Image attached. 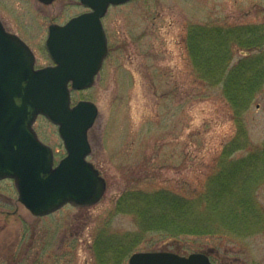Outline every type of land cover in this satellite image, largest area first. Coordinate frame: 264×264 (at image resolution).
<instances>
[{"label": "rangeland", "instance_id": "obj_1", "mask_svg": "<svg viewBox=\"0 0 264 264\" xmlns=\"http://www.w3.org/2000/svg\"><path fill=\"white\" fill-rule=\"evenodd\" d=\"M84 10L79 0H0L1 20L35 50L39 65L49 62V26ZM104 23L110 58L98 84L73 99L99 107L89 160L107 192L96 205L37 217L12 181H0V264H97V255L120 256L105 244L122 246L118 264L151 251L264 264V37L255 47L233 41L217 84L196 70L187 44L193 26L264 36V0H131L112 7ZM232 73L242 83L236 94L227 91ZM34 127L65 154L56 125L41 117ZM222 174L236 191L216 201ZM160 190L191 200L211 232L145 231L131 199L119 208L129 192Z\"/></svg>", "mask_w": 264, "mask_h": 264}, {"label": "water", "instance_id": "obj_2", "mask_svg": "<svg viewBox=\"0 0 264 264\" xmlns=\"http://www.w3.org/2000/svg\"><path fill=\"white\" fill-rule=\"evenodd\" d=\"M52 4L56 0H39ZM131 0H81L92 9L65 25H51L47 48L55 66L35 68V54L0 19V180L13 179L19 201L35 216L66 204L93 206L105 196L106 179L87 157L89 131L99 116L93 101L72 105V90L90 88L108 54L103 17L111 5ZM98 56L99 60H92ZM94 64V65H93ZM72 82V86L69 83ZM42 114L59 126L67 156L54 167L53 149L33 125ZM130 264H213L206 253L137 252Z\"/></svg>", "mask_w": 264, "mask_h": 264}, {"label": "trees", "instance_id": "obj_3", "mask_svg": "<svg viewBox=\"0 0 264 264\" xmlns=\"http://www.w3.org/2000/svg\"><path fill=\"white\" fill-rule=\"evenodd\" d=\"M245 30L241 27L224 34L225 30L217 31L202 26L191 27L187 38L189 53L196 70L198 68L202 73L203 79L214 84L221 82L228 72L227 64L231 59L233 41H239L248 47L261 44L263 35H252L250 32L245 33ZM236 71H238L237 67L235 68ZM232 75L229 78L231 85L226 84L227 91L236 94L242 90V83L239 73L236 75L232 73ZM223 175L218 179V194H213L216 201L222 200L225 194H234L233 192L236 191L235 186H229L231 176L222 177ZM129 193L133 196L125 197L120 202L119 208L122 209L124 204L128 205V201L131 199L133 201L131 208L136 211L135 214L140 220L142 230L165 231L174 236L205 235L211 232L210 225L207 227L203 225V221L199 219L196 206L189 199L180 198L167 190H160L151 194L141 191ZM216 206L218 207V203ZM104 250H112L114 253H118L115 255L120 256L123 253L122 246L116 244H105Z\"/></svg>", "mask_w": 264, "mask_h": 264}, {"label": "flooded vegetation", "instance_id": "obj_4", "mask_svg": "<svg viewBox=\"0 0 264 264\" xmlns=\"http://www.w3.org/2000/svg\"><path fill=\"white\" fill-rule=\"evenodd\" d=\"M39 1V0H38ZM80 1V0H79ZM40 2V1H39ZM42 3V2H41ZM42 4H44V3H42ZM45 5H47V4H45ZM112 7H114L113 5H111L110 7H109V10H108V13H109V11H110V9L112 8ZM84 11L82 12V13H87V12H91V8H89V7H85L84 6ZM82 13H80V14H82ZM107 13V14H108ZM107 14L105 15V17L103 18V24H104V26H105V23H104V19L106 18V16H107ZM79 15V14H78ZM75 17V16H74ZM73 18V17H72ZM72 18H70V19H72ZM69 19V20H70ZM69 20H67L66 22H61V23H59V22H57V23H52L51 25H54V24H58V25H65ZM4 23V22H3ZM5 25V24H4ZM50 25V26H51ZM50 26H49V28H50ZM6 27V26H5ZM7 29V28H6ZM106 29V28H105ZM8 30V29H7ZM9 31V30H8ZM11 32V31H10ZM12 33H14V32H12ZM16 34V33H15ZM18 35V34H17ZM20 36V35H19ZM21 37V36H20ZM48 37H49V29H48V35H47V38H46V40H45V51L47 52V54H48V56H49V62H47V63H44V64H38V58H37V55H36V53H35V50H33L34 51V53H35V58H36V61H35V66H36V68H43V67H47V66H55V65H57V62L50 56V54H49V52H48V48H47V40H48ZM108 40H109V38H108ZM110 54H111V50H110V46L108 47V54H107V56L103 59V62H102V64H101V67L99 68V70L97 71V73L95 74V76H94V78H95V82H94V84H93V86H95L96 84H98V82L101 80V74L104 72V70H105V67H106V63H107V61H108V59L110 58ZM246 54H247V52H246ZM246 56H248V54L246 55ZM249 57V56H248ZM92 60L95 62L96 61V63H94V64H97L98 63V60H99V57L98 56H95V57H93L92 58ZM93 64V65H94ZM70 85H72V82H70ZM75 92H79V91H73V93H75ZM41 117H44V116H42V115H40L39 117H38V119L39 118H41ZM38 119H37V121H38ZM36 121V122H37ZM36 124V123H35ZM57 128H58V130H59V127L57 126ZM36 130V129H35ZM36 132H37V134H38V136L40 135L39 134V132L36 130ZM39 138H40V136H39ZM45 141V140H44ZM46 143V142H45ZM64 150H65V154H59V150H57V149H54L53 148V154H54V165H57L66 155H67V150H66V148H65V145H64ZM92 153H93V150H92ZM91 153V154H92ZM91 157V155L88 157V159ZM9 181H12L13 182V180H9ZM14 183V182H13ZM209 257H210V260H211V262L213 263V264H217L214 260H213V258L209 255ZM96 259H97V264H118L119 263V261H120V256H114V255H105V256H98L97 255V257H95ZM129 264H130V260H129Z\"/></svg>", "mask_w": 264, "mask_h": 264}]
</instances>
